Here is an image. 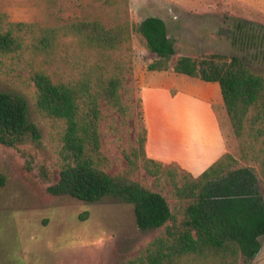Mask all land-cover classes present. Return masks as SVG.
<instances>
[{"label": "trees", "instance_id": "16d2710c", "mask_svg": "<svg viewBox=\"0 0 264 264\" xmlns=\"http://www.w3.org/2000/svg\"><path fill=\"white\" fill-rule=\"evenodd\" d=\"M134 31L157 55L148 64L149 70L173 69L219 82L238 140L236 153H225L198 176L148 156L142 99L131 105L123 100L124 81L133 70L130 44ZM24 35H30L32 46L51 56L53 68L69 73L62 76L41 70L33 77L39 110L63 129V163L51 192L85 202L115 196L133 204L140 229L163 228L139 258L142 264H238L241 257L256 256L264 235L263 75L235 55H180L174 59L175 43L159 16L115 25L82 17L43 27L14 22L0 12L1 53L22 48ZM102 101L122 116H138L134 144L124 152L127 178H117L106 170L109 157L102 151ZM41 138L39 126L30 119L28 100L0 88V144H37ZM140 166L156 183L171 184L177 200L173 207L162 191L131 179ZM5 182L0 174V187Z\"/></svg>", "mask_w": 264, "mask_h": 264}, {"label": "rangeland", "instance_id": "374dc122", "mask_svg": "<svg viewBox=\"0 0 264 264\" xmlns=\"http://www.w3.org/2000/svg\"><path fill=\"white\" fill-rule=\"evenodd\" d=\"M0 12L7 13L14 22H33L43 27L82 17L99 18L115 25L159 16L166 21L168 34L175 43L174 59L180 55H235L264 76V0H0ZM22 40L19 50L0 52V88L28 100L30 119L39 126L42 138L37 144H0V174L6 178L0 187V264H142L139 258L163 228L140 229L133 204L115 196L85 202L50 191L60 178L63 129L61 123L39 110L33 77L41 70L62 76L69 73L64 68H53L51 56L32 46L30 35H24ZM130 45L133 70L124 81L128 87L123 89L125 104L131 105L138 99L143 104L145 94L149 100V92L159 90L163 114L158 119L153 113L159 126H176L172 131L183 137L181 140L186 134L198 133L203 147L206 146L212 131L207 102L179 86L165 91L157 85H141L137 75L149 72L147 66L156 55L136 31ZM101 107L102 151L109 157L106 170L117 178H127L124 152L134 144L138 116H122L103 101ZM143 110L145 116L144 105ZM219 114L228 133L229 152L236 153L238 140L229 117L223 108H219ZM165 147L170 149L167 144ZM183 151L178 148L177 153ZM131 179L162 191L172 207L177 203L171 184L156 183L143 166ZM260 241L256 256L241 257L238 264H264V235Z\"/></svg>", "mask_w": 264, "mask_h": 264}, {"label": "crops", "instance_id": "0c3cea01", "mask_svg": "<svg viewBox=\"0 0 264 264\" xmlns=\"http://www.w3.org/2000/svg\"><path fill=\"white\" fill-rule=\"evenodd\" d=\"M137 76L139 77L141 85H157L165 91L171 90L176 86L186 88L189 92L200 96L209 105L206 107V110L210 114V130H212L209 133L210 140L206 142V146L203 147L201 154H195L198 150V143L202 141L199 134H186L184 139L181 140L183 137L176 135L172 131V128H176V126H171L170 124L169 127V124L166 123L159 126L157 119L153 117L154 111L158 119H160V114H163L159 106L160 98L157 96L160 94L157 93L159 90H155V93L149 92V100L146 99L147 96L145 94V97H143L145 101L143 105L146 113L145 122L148 128L146 141V152L148 156L164 163H176L194 176H198L222 155L230 151L228 133L223 127V122L219 114V108H223V112L226 113L219 82L204 81L196 77L177 73L173 69L166 71L149 70L148 73L138 74ZM186 84H189V86ZM152 100L155 101L157 106L153 104ZM166 136L171 138H167ZM166 144L169 146V150L166 149ZM178 148H183L185 152L183 151V154L177 153Z\"/></svg>", "mask_w": 264, "mask_h": 264}, {"label": "bare ground", "instance_id": "6f19581e", "mask_svg": "<svg viewBox=\"0 0 264 264\" xmlns=\"http://www.w3.org/2000/svg\"><path fill=\"white\" fill-rule=\"evenodd\" d=\"M203 152V145L202 142L198 143V150L195 152V154H201Z\"/></svg>", "mask_w": 264, "mask_h": 264}]
</instances>
